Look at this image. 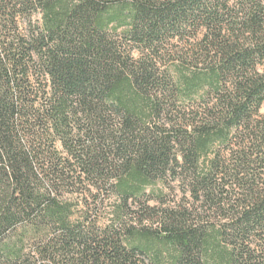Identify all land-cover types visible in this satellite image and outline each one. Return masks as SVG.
I'll use <instances>...</instances> for the list:
<instances>
[{"label": "trees", "instance_id": "16d2710c", "mask_svg": "<svg viewBox=\"0 0 264 264\" xmlns=\"http://www.w3.org/2000/svg\"><path fill=\"white\" fill-rule=\"evenodd\" d=\"M263 106L264 0H0V264H264Z\"/></svg>", "mask_w": 264, "mask_h": 264}, {"label": "rangeland", "instance_id": "374dc122", "mask_svg": "<svg viewBox=\"0 0 264 264\" xmlns=\"http://www.w3.org/2000/svg\"><path fill=\"white\" fill-rule=\"evenodd\" d=\"M200 38L201 35L199 36V39ZM196 43L197 40L194 39L193 36L191 35L185 36V38H183V41L179 38L170 41L172 54L171 57L166 56L165 58L168 66L172 68V71L175 72L177 71L176 73H178V71L182 70V72H184L186 76L189 78L193 77L192 73H194L193 69L195 68H192V66L193 65L195 66V64L199 65L200 70L207 71L206 69L207 65L203 60L194 61L198 53V49L195 48ZM135 57H137L136 54ZM174 58L175 60H173ZM179 58L188 60L189 63L192 64L187 63L186 65H182ZM176 67H179L178 68L179 70ZM175 68L177 70H175ZM189 68H191L190 69L191 71H189ZM260 113L261 115L264 116V106L261 109ZM180 179H177L175 181L168 180L166 184H162L159 182L157 185L153 186L151 189L147 191V196L143 198L140 201V203L144 204L146 202V205L148 207L154 208L155 211L159 213L165 210L183 212L186 209H189L190 207L191 209H193V205H192L193 201L191 197H189L190 195L188 188L186 187V184L183 185L182 180ZM99 199L105 201L104 209L102 211L106 220L111 215V211L115 207L117 200L115 197H112L111 195H102ZM139 205L135 204L134 206H131L132 207L131 209L134 211L139 210L140 209ZM197 217L199 216H196V218ZM211 217H212L211 219H214L213 216ZM142 219L144 220L142 222L139 221L132 222L133 226L136 227L138 230H141L143 228L157 230L160 229L161 227L157 216L152 221L146 218L145 219L142 218ZM164 235L165 234H162V236ZM152 255H154V253H152ZM170 255L171 253L169 251H167L166 249L163 250L160 255V258L158 259L159 264H169L171 258ZM150 257L151 259H153L152 256ZM216 261L217 260L215 259L214 261L212 257H208V259H206L204 256L202 258V264H216L217 263Z\"/></svg>", "mask_w": 264, "mask_h": 264}]
</instances>
